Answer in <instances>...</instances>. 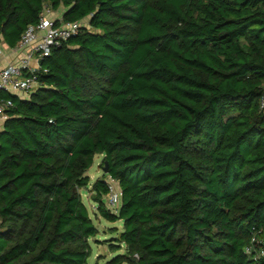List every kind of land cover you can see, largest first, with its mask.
Returning a JSON list of instances; mask_svg holds the SVG:
<instances>
[{"label":"trees","instance_id":"1","mask_svg":"<svg viewBox=\"0 0 264 264\" xmlns=\"http://www.w3.org/2000/svg\"><path fill=\"white\" fill-rule=\"evenodd\" d=\"M45 6L79 30L29 98L3 94L0 264H85L88 186L94 216L122 222L108 264H264L244 251L264 240V0H0V40ZM95 154L117 211L85 174Z\"/></svg>","mask_w":264,"mask_h":264},{"label":"built area","instance_id":"2","mask_svg":"<svg viewBox=\"0 0 264 264\" xmlns=\"http://www.w3.org/2000/svg\"><path fill=\"white\" fill-rule=\"evenodd\" d=\"M53 11L47 6L40 13L38 22L28 26L22 33L19 42L13 47L14 51L25 50V56L17 63L0 67V120L8 118V110L13 106L10 98L3 94L9 93L19 98H29L39 86L38 73L41 71L40 59L49 54L52 47L59 45L79 30L77 22H61L56 24ZM1 54V51H0ZM43 71H46L44 69ZM259 108L264 111V86L259 97ZM108 192L105 196L107 205L113 211H117L120 203V190L116 180L108 177ZM253 243L259 245V251L255 252ZM247 254L254 258L264 255V240H258L254 236L248 245L244 247Z\"/></svg>","mask_w":264,"mask_h":264},{"label":"rangeland","instance_id":"3","mask_svg":"<svg viewBox=\"0 0 264 264\" xmlns=\"http://www.w3.org/2000/svg\"><path fill=\"white\" fill-rule=\"evenodd\" d=\"M62 8L53 11V14L59 15ZM83 25L88 27L87 20H83ZM90 29V28H89ZM102 155L95 154L93 157V163L86 171V175L89 177V183H93L98 178L108 179L107 174L103 171L102 166ZM90 186H88L89 188ZM88 188L80 190L81 200L87 207L89 214L93 220L94 225L98 229V233L95 237L89 240L90 242V255L87 258L85 264H108V262L118 255L125 254V245L119 242L118 237L119 231L122 229L121 220L108 221L98 214H93L96 211V204L91 200V194ZM121 264H128L126 262Z\"/></svg>","mask_w":264,"mask_h":264},{"label":"crops","instance_id":"4","mask_svg":"<svg viewBox=\"0 0 264 264\" xmlns=\"http://www.w3.org/2000/svg\"><path fill=\"white\" fill-rule=\"evenodd\" d=\"M54 18L60 19L61 11L59 15L52 14ZM0 67L7 64H14L19 61V59L25 56V50L14 51L13 47H8L5 43L0 40ZM3 121L0 120V129L2 128Z\"/></svg>","mask_w":264,"mask_h":264},{"label":"water","instance_id":"5","mask_svg":"<svg viewBox=\"0 0 264 264\" xmlns=\"http://www.w3.org/2000/svg\"><path fill=\"white\" fill-rule=\"evenodd\" d=\"M103 171L107 173V163H105V165L103 166Z\"/></svg>","mask_w":264,"mask_h":264}]
</instances>
